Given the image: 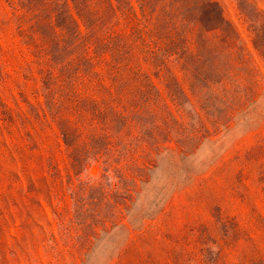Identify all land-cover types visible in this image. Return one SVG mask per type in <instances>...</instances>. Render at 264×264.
Here are the masks:
<instances>
[{
  "label": "trees",
  "instance_id": "obj_1",
  "mask_svg": "<svg viewBox=\"0 0 264 264\" xmlns=\"http://www.w3.org/2000/svg\"><path fill=\"white\" fill-rule=\"evenodd\" d=\"M261 1L0 0V264H73L159 148L257 96Z\"/></svg>",
  "mask_w": 264,
  "mask_h": 264
},
{
  "label": "rangeland",
  "instance_id": "obj_2",
  "mask_svg": "<svg viewBox=\"0 0 264 264\" xmlns=\"http://www.w3.org/2000/svg\"><path fill=\"white\" fill-rule=\"evenodd\" d=\"M263 149L264 88L218 132L159 148L125 217L73 264H264Z\"/></svg>",
  "mask_w": 264,
  "mask_h": 264
}]
</instances>
